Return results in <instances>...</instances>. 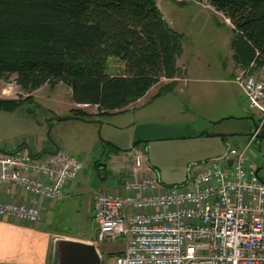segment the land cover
<instances>
[{"label":"rangeland","instance_id":"1","mask_svg":"<svg viewBox=\"0 0 264 264\" xmlns=\"http://www.w3.org/2000/svg\"><path fill=\"white\" fill-rule=\"evenodd\" d=\"M155 1L168 27L183 36L181 64L186 73L184 79L189 83H180L179 90L176 88V93L168 96L172 102L170 110L151 107L143 101L136 110L94 117L90 125L60 122L73 109L66 87L45 86L29 94L17 87L12 77L6 82L0 80V101H14L21 106L13 111L0 109V145L6 149L22 147L27 154L29 148L32 152L50 153L54 143L63 140L68 148L64 151L78 158L86 172L99 147L104 149L102 144L110 142L122 150H131L113 166L114 180L129 175L131 159L141 154L145 166L152 169L162 187L169 188L186 185L208 161H217L224 167L221 160L229 149L250 144L255 156L253 163L264 180V138L250 141L248 137L253 132V122L257 125L258 120L248 112L246 99L227 75L232 28L224 18L206 12L209 10L206 0L196 1L194 6L173 3L185 4L188 0ZM121 64L111 60L107 73L116 76ZM216 80L218 83H214ZM166 84L163 82L161 86ZM157 91L159 87L151 95ZM76 109L95 116L93 108ZM260 132L264 134V129ZM123 168L127 172L121 173ZM85 199L79 197L73 205L66 204L64 216L54 226L65 236L95 242L96 227L87 216ZM121 242L96 243V247L103 245L100 250L103 264H113L104 248L110 249Z\"/></svg>","mask_w":264,"mask_h":264},{"label":"built area","instance_id":"2","mask_svg":"<svg viewBox=\"0 0 264 264\" xmlns=\"http://www.w3.org/2000/svg\"><path fill=\"white\" fill-rule=\"evenodd\" d=\"M253 68H238L234 76L248 112L258 120L252 139L264 127V67ZM249 146L229 149L224 167L208 161L186 185L169 188L145 166L144 156L135 154L129 175L113 181L115 192L94 195L92 243L123 240L114 264H264V180ZM82 169L83 163L62 149L0 154V188L59 204ZM42 217L37 206L0 200V220L31 227Z\"/></svg>","mask_w":264,"mask_h":264},{"label":"trees","instance_id":"3","mask_svg":"<svg viewBox=\"0 0 264 264\" xmlns=\"http://www.w3.org/2000/svg\"><path fill=\"white\" fill-rule=\"evenodd\" d=\"M206 1L233 29L238 68H263L264 0ZM182 42L155 0H0V80L13 77L29 94L63 85L72 104L96 107V117L121 113L161 80L174 79ZM110 60L123 64L119 75L107 73ZM163 92H172V85L156 97ZM20 106L0 101L5 111ZM70 112L58 121L93 119L79 109Z\"/></svg>","mask_w":264,"mask_h":264},{"label":"crops","instance_id":"4","mask_svg":"<svg viewBox=\"0 0 264 264\" xmlns=\"http://www.w3.org/2000/svg\"><path fill=\"white\" fill-rule=\"evenodd\" d=\"M200 1L202 2V0ZM200 1H197V2H200ZM173 3L177 5H182V6L187 5V4L194 6L195 4H197L196 1L194 0H188L185 4H181L178 2H173ZM208 8L209 10L206 9V12H208L209 15H212L218 18H223L221 17L220 14L216 13L210 6ZM158 11L161 14L163 20L165 21L159 9ZM212 12L215 15H213ZM226 24L231 27L228 21ZM233 38H234V32H233V37L230 40V44H229L230 51L228 53V64H227L228 74L227 75H229L230 78L234 81V73L238 69V64H236L234 61V52L232 51V48H231V43H232ZM183 55H184V48L182 45V55L179 59L176 60V69L178 70V74L176 75L174 79L161 80L160 83L152 87L142 99L138 100L136 103L127 107L123 112L136 110L137 108H139V106H141L143 101L147 102V104H149V106L151 107L158 106V107H163L166 111L170 110L169 107L170 105H172V102H171V99H168L169 98L168 96H173L176 93V88L179 90V87L177 86L180 83H183V82L184 83L186 82V84L189 83L188 80L184 79L186 73L184 72V67L181 64ZM109 62H111V60ZM223 65H225V63ZM118 66H119L118 67L119 71L117 72L118 73L117 75H119L123 70L122 64ZM163 82H166L168 84L161 86ZM214 83H218V81L216 80ZM170 84L172 85V92H163L158 97H156L158 93H160V90L163 87L170 85ZM158 87H159V91L154 92L153 95H151V93L154 90H156V88ZM72 107L73 109L93 108L94 112H92V114L95 115L93 116V118L96 117V114H97L96 107H86V106L76 107L74 104ZM145 111L148 112L147 110ZM111 114H119V113L114 112ZM147 114L149 115V113ZM65 122H78L85 126L93 124V122L91 121L82 122L79 120H67ZM105 143L110 144V142H105ZM54 145H55L54 149L50 153L41 152L42 150L41 151L35 150L34 152H32L29 148L28 154L34 153V154H39V155H45V154H52L56 149H62L65 151H67L68 149L65 147L63 140L58 143L57 142L54 143ZM102 145H104L105 148L100 149L99 147V151L96 154V156L91 158V162L89 163L87 171L84 172V170L82 169L78 177L67 185L64 191V199L59 204H53L49 202H46V203L40 202L38 200H35L25 195L24 193H22L15 187L0 188V200L1 201L37 206L41 209L42 215H43L41 222L31 227L22 225V224L8 222L5 220H0V264H50L53 244L55 240H73V241H79V242H85V243L92 242L89 240L75 239L69 236H65L64 234L57 232L54 226V223L64 216V212L67 207L66 204H69L72 202V205H73V201L78 199L79 197L87 198L85 199L87 216H89L90 221L92 222V207H93L94 195L98 192H113V191L115 192V190L112 189V183L115 178V172H114L113 166L115 165L117 160H119L120 158H123V156H125L124 154L130 153L131 150L129 151L122 150L118 146L113 145L115 148L119 149L120 151V152H117L115 150L114 152L112 151V149H110L109 146H107L106 148L105 144H102ZM13 152H20L23 154H27L26 151H24L22 147L17 146V147H12L11 149H6L2 145H0V154H8V153H13ZM120 172L121 173L127 172V168H123ZM109 180H111L110 183H109ZM69 205L71 206V204ZM102 247L103 245H101L100 247L98 246L96 247L101 258H102V254L100 250L102 251L103 249ZM104 249L107 251L108 255H111L112 261L114 264L115 256L123 253L124 243L121 242L115 247H111L110 249H107V248H104ZM102 264H103V258H102Z\"/></svg>","mask_w":264,"mask_h":264},{"label":"water","instance_id":"5","mask_svg":"<svg viewBox=\"0 0 264 264\" xmlns=\"http://www.w3.org/2000/svg\"><path fill=\"white\" fill-rule=\"evenodd\" d=\"M262 129H264V127ZM257 130L258 125H255L253 122V132L248 135V137H254ZM259 138H261L259 135L255 137V139ZM227 164L229 165L230 162ZM259 171L260 170H257V173H259ZM50 264H102V258L92 242L85 243L73 240H55Z\"/></svg>","mask_w":264,"mask_h":264},{"label":"flooded vegetation","instance_id":"6","mask_svg":"<svg viewBox=\"0 0 264 264\" xmlns=\"http://www.w3.org/2000/svg\"><path fill=\"white\" fill-rule=\"evenodd\" d=\"M259 132H260V131H259ZM259 132H258V133H259ZM257 135H258V134H257ZM260 135H261V136H260ZM260 135H259V136H260L261 138H264V134H261V132H260ZM254 139H255V138H254ZM254 139L251 138L250 140H254Z\"/></svg>","mask_w":264,"mask_h":264}]
</instances>
